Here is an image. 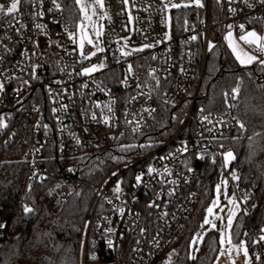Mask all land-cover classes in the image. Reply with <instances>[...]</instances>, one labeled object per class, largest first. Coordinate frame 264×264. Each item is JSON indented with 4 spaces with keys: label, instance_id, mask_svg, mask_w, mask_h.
<instances>
[{
    "label": "built area",
    "instance_id": "built-area-1",
    "mask_svg": "<svg viewBox=\"0 0 264 264\" xmlns=\"http://www.w3.org/2000/svg\"><path fill=\"white\" fill-rule=\"evenodd\" d=\"M201 1L202 8L193 10L183 27L172 11V31L166 35L167 12L160 0H129L127 5L105 0L110 19L104 18L97 43L104 51L89 60L81 59L77 43L69 38L76 28L60 1L56 8L52 0H20L18 11L0 14V118L7 125L0 128V150L19 149L31 180L58 176L79 180L81 159L90 150L118 136L153 132L163 109H180L186 101L182 119L171 117V136L150 143L138 157L91 185L78 264H88L89 259L91 264L172 261L175 236L198 204L196 163L211 159L228 166L222 154L231 147L223 139L239 121L231 109L205 112L198 106L199 89L208 57L224 41L226 31L240 37L248 21L264 17V4ZM38 24L44 27L37 28ZM144 45L151 47L121 55L129 46ZM253 53L264 60V53ZM101 62L105 65L101 71L82 74L83 68ZM109 104L111 111L105 107ZM149 168L155 171L150 173ZM223 178L228 180L226 171ZM233 196L237 198L236 193ZM237 205L240 208L239 201L233 207ZM0 225L1 232L5 227L1 217ZM261 247V240L250 247V260Z\"/></svg>",
    "mask_w": 264,
    "mask_h": 264
},
{
    "label": "trees",
    "instance_id": "trees-1",
    "mask_svg": "<svg viewBox=\"0 0 264 264\" xmlns=\"http://www.w3.org/2000/svg\"><path fill=\"white\" fill-rule=\"evenodd\" d=\"M56 1L62 3L68 19L76 26L80 13L75 0ZM0 2L9 4L8 0ZM176 12L183 27L194 11ZM247 29L264 35V17L248 21ZM237 87L239 94L232 99V90ZM185 102L180 109H163L153 132L118 136L105 146L90 150L81 159L79 180L62 176L44 182L31 180L19 149L0 150V217L5 221L0 232V264H78L82 224L93 195L91 185L138 157L150 143L156 145L171 136V117L176 114L179 121L182 119ZM198 106L207 113L233 111L239 124L223 140L230 144L235 159L226 168L211 159L196 163L198 204L175 236L171 264H214L218 258L219 229L208 231L193 251L190 246L194 236L201 237L206 229V209L216 186L226 180L225 171L229 194L236 193L241 208L232 233L234 242L244 239L251 247L264 235V65H240L225 41L221 42L208 57ZM178 120L173 128L178 126ZM241 123L243 129L239 127ZM233 173L238 179H233ZM25 205L33 211L25 213ZM257 257L253 264H264V241ZM89 260L87 263L91 264Z\"/></svg>",
    "mask_w": 264,
    "mask_h": 264
},
{
    "label": "snow or ice",
    "instance_id": "snow-or-ice-1",
    "mask_svg": "<svg viewBox=\"0 0 264 264\" xmlns=\"http://www.w3.org/2000/svg\"><path fill=\"white\" fill-rule=\"evenodd\" d=\"M193 2L197 7L203 6L201 4L200 0H193ZM218 2H219V0H218ZM230 2H231V0H230ZM19 3H20V0H11L10 5H8V6H6L5 4H0V14L11 15V14L15 13L16 11H18ZM52 3L54 4V6L56 8L60 7V5L56 2V0H52ZM75 3L79 6V11L82 14V19H81V22L78 26L79 32H80L79 43H78V47L80 49L79 55H80L82 60H89L92 56H95L97 52H103L104 51L103 48L98 47L97 43H94L93 39L89 36L88 31H87V26H88V24H90L95 37L99 38L102 35V26L100 28L97 27L96 22L93 20V16L96 15V7L97 6L101 9L104 8V0H93V3L91 5L86 3V0H75ZM122 3L127 5L129 3V0H122ZM260 3L264 4V0H260ZM162 4H163L162 11H168L170 9H179L181 7L187 8L190 6V4H188V3H166V2H164V0H162ZM229 10L232 12L236 11V9H229ZM38 15H42V13H38ZM101 18H109L110 19V17H107L106 12L104 13V17H101ZM131 19H132V17L129 14V20H131ZM167 19L170 20L171 17L169 16V17H167ZM85 22H88V23L86 24ZM43 27H44L43 25H39V24L37 25V28H43ZM228 27L231 28L232 25H228ZM239 27L241 28V30L245 29L244 25H240ZM66 31H67V29H66ZM69 38L73 39V41L76 42L74 33L70 32ZM192 39L194 40V39H196V37H192ZM225 39L228 41L229 47L232 49V52L234 53L236 59L242 65L251 64L255 61H258L260 64H264V60H259V58L256 55H252V54L248 53L247 51H245L243 48H241L239 46V44L236 42V40H234L233 34L231 31H229L227 33ZM239 40L243 41L246 45L254 46L255 51L260 52V53H264V35L258 34L255 30L244 31L243 34L239 37ZM85 42H87L88 44H90L94 48H96V51H93L91 53H85L84 52ZM147 47H151V45H144V48H147ZM210 47H212L211 44H210ZM144 48L133 49L132 51L121 50V55L130 56L132 54V52H140V51H143ZM103 67H105L103 62H101L99 65L93 64L90 67L83 68L82 74L83 75H90L93 72H96ZM128 71L129 72L132 71L131 65H129ZM150 75H152V73H150ZM153 78L155 79L154 76H153ZM123 83H127V81L125 80ZM157 84H159L158 80H157ZM139 86L140 85H138V87ZM0 90H3V85H0ZM151 91L152 90L150 89L149 95H151ZM232 93H233L232 99H235L236 96L239 94V88L238 87L234 88L232 90ZM141 94H143V93H141ZM225 95L227 96V94H225ZM133 99H135V97ZM105 107H107L109 111L112 110L110 104L105 105ZM201 111H203V110H201ZM93 119H95V116H93ZM203 119L207 120L208 117L205 116V117H203ZM104 122L108 123V119L105 118ZM3 127H7V125L3 122V119L0 118V128H3ZM239 127L241 129H243L244 124L241 123L239 125ZM129 147H134V145L129 146ZM221 147H222V145H221ZM184 150L186 151L187 149L185 148ZM222 155L224 158L225 166H227L232 160L235 159V156L231 150L223 153ZM70 171H71V169H70ZM148 171L151 173L155 170L152 168H149ZM165 171H167V169H165ZM113 175L115 176L116 173H113ZM233 179H238V177L235 175V173H233ZM136 180H137V183H140L141 182V176H137ZM222 184L226 185L227 181H222ZM220 188H221V185L216 186L217 198L213 201V205L207 209V212L209 215L213 214V208L219 204ZM120 190H121L120 186H119V184H117V187L115 188L114 191L118 193V192H120ZM169 194H171V193H169ZM225 198L228 200L229 204H232L235 202L234 197L229 198V197H227V195H225ZM237 207H238V205H237ZM221 210L223 211V209H221ZM32 211H33L32 208L28 207L27 205L24 206V212L25 213H31ZM120 211L123 212V209H121ZM235 215H236V212L232 211L231 214L228 216V220H227V224L225 226V229L220 231L219 243L222 246V248L220 250V255L224 254L223 245L227 244V245L231 246L227 249V251L231 252L233 249H235L237 251V253H239L242 250L244 252V255L247 257L248 256V249H247V247L244 246L243 242H241L239 244H233V235H232L230 230H231L232 223H233V217ZM218 218H220V217H218ZM210 223L212 224V228L215 229L216 225L214 223H212L209 219L205 218L204 225H208ZM204 225H201V227H203ZM0 227H3V225H0ZM109 231H111V229H109ZM261 231H264V229H262ZM198 238L202 239V237H198ZM260 240L264 241V235H262L260 237ZM193 243H196V241L194 240ZM109 245L111 246V241H109ZM192 258L195 259V257H192ZM257 259H259V257H257ZM167 264H171L170 258H169V261L167 262ZM233 264H234V262H233Z\"/></svg>",
    "mask_w": 264,
    "mask_h": 264
},
{
    "label": "rangeland",
    "instance_id": "rangeland-1",
    "mask_svg": "<svg viewBox=\"0 0 264 264\" xmlns=\"http://www.w3.org/2000/svg\"><path fill=\"white\" fill-rule=\"evenodd\" d=\"M8 1H9L8 5H10L11 0H8ZM160 1L162 3V0H160ZM164 2H166V3H188V4H190V6L187 7V8L181 7L179 9H170V10L166 11L167 12V17H169V16L171 17L170 20L166 19V25H167V28L165 30V34L166 35H170L171 31H172V24H173L172 11H178V10H181V9H185V10H200L202 8V7H197L194 4L193 0H164ZM200 2L203 5V2L201 0H200ZM86 3L91 5L93 3V0H86ZM0 4H2V3L0 2ZM77 7H78V11H79V6L77 5ZM105 12L107 13L106 7H105V0H104V8L101 9V8H99L97 6L96 7V15L93 16V20L96 22L97 27L100 28L102 26V33L104 31V22H103L104 18H101V17H104V13ZM79 13H80V11H79ZM129 14H130V11H129ZM81 19H82V14L80 13V19L77 22L76 26H74L76 28V32H73L76 35L75 36V40H76V43H77V47H78L79 36H80V32H79V27L78 26H79V24L81 22ZM85 23L87 24L88 22H85ZM251 30H253V29H246L245 31H251ZM87 31H88L89 36L93 39L94 43L100 42V37L101 36L99 38L95 37L90 24H88V26H87ZM229 31L232 32L234 40H236V42L239 44V46L241 48H243L248 53L254 55V53H253V51H255L254 46L246 45L243 41L239 40V37H236L235 32L233 30L226 31L225 36H224V41H225V43H226V45L228 47H229V44H228V41L225 39V37H226V35H227V33ZM138 48H144V46H129V48H126L124 51H132L133 49H138ZM78 49H79V47H78ZM229 49L232 52V49L230 47H229ZM79 51H80V49H79ZM87 51H89L88 53H91V52L95 51V48L92 45H90L87 42H85L84 52H87ZM232 54L235 57L233 52H232ZM93 57L94 56H92L91 58H93ZM235 59H236V57H235ZM256 62H258V61H255V62H253L251 64L242 65L238 61V63L240 65L245 66V67L252 66ZM94 64L95 65H99L100 63H94ZM101 70H102V68L99 69L96 72H93L92 74H95V73H97V72H99ZM223 181H227V184L224 185V184H222V182L220 183L221 188H220V193H219V204L216 207L213 208V214L209 215L208 212H207V209L213 205V201L217 198V192L215 191L214 197H213L210 205L207 207L206 214L204 216V220H205V218L209 219L212 223H214L216 225V228L213 229L211 223L208 224V225H205L206 229L203 232H201V234H200L202 238H204L206 236L208 231L217 230V229H219V231L224 230L225 226L227 224L228 216L231 214L232 211H235L236 215L233 217V223H232V227H231V230H230L231 233H233V229H234L236 220H237V218H238V216L240 214V208H239V206L236 207V208L233 207V204H238V200H237V198H235L234 196H231L229 194V183H228V180H223ZM225 195H227V197H229V198L234 197L235 198V202L232 203V204H229L228 200L225 198ZM221 209H223V211ZM218 217H220V218H218ZM194 240L197 242L198 246L201 244V239H199L198 236L195 235L194 238L191 241V246H190L192 251H193V249L196 246V243H193ZM241 242H243L244 246L247 247V249H248V256L247 257L244 255V252L242 250L239 253H237V251L235 249H233L231 252L227 251V249L229 247H231V246L225 244V245H223L224 254L223 255L219 254V256L216 259V261L214 262V264H233V262H234V264H253V260H250V256H251L250 255V247L248 246L246 240L243 239L239 243H241ZM239 243H237V244H239ZM233 244H236L234 242V240H233ZM221 248H222V246H221Z\"/></svg>",
    "mask_w": 264,
    "mask_h": 264
}]
</instances>
